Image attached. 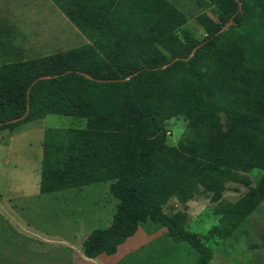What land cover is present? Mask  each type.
Segmentation results:
<instances>
[{
	"label": "trees",
	"instance_id": "obj_1",
	"mask_svg": "<svg viewBox=\"0 0 264 264\" xmlns=\"http://www.w3.org/2000/svg\"><path fill=\"white\" fill-rule=\"evenodd\" d=\"M48 1L88 43L0 64V130L48 115L84 119L59 146L46 140L52 128L44 130L39 193L108 183L116 205L109 225L81 240L85 258L112 255L148 217L206 264L209 249L159 207L179 189L188 196L199 185L218 194L227 182L253 186L224 218H242L264 199V40L245 48L226 34L249 19L264 36V0H238L239 10L233 0H207L223 24L198 16L205 36L182 45L169 36L180 14L167 0ZM166 41L168 58L157 47ZM199 55L215 61L204 84L192 93L166 89L167 71ZM105 88L112 93L105 96ZM26 108L21 121L9 123ZM175 115L185 132L177 147H167L163 123Z\"/></svg>",
	"mask_w": 264,
	"mask_h": 264
},
{
	"label": "rangeland",
	"instance_id": "obj_2",
	"mask_svg": "<svg viewBox=\"0 0 264 264\" xmlns=\"http://www.w3.org/2000/svg\"><path fill=\"white\" fill-rule=\"evenodd\" d=\"M167 1L180 14L178 26L169 35L177 45L189 40L200 41L205 36L198 16H206L217 27L223 24L224 19L207 0ZM250 26V20L245 19L240 26L229 28L226 34L236 36L249 48L250 44L264 40V36L255 34ZM86 43L50 1L0 0V64L67 52ZM170 44L171 41H166L163 47L157 46L166 58ZM214 65V60L202 55L187 64H175L165 75L166 89L179 87L184 93H192L204 84ZM104 91H107L105 96L112 93L106 88ZM31 122L20 124L11 132L20 131ZM43 125L53 127V133L46 137L47 142L59 146L66 131L83 129L85 121L48 115L43 118ZM163 126L165 146L177 147L185 132V120L175 115L166 119ZM26 139L36 148L35 134L27 135ZM252 186L227 182L215 194L197 185L188 196L179 189L177 195L169 196L159 208L180 229L194 234L209 249L211 258L206 264H264V199L242 218L229 220L222 215V211L230 214L237 200ZM9 203L23 224L54 240L56 249L53 251L51 244L38 243L40 237L33 231L14 233L0 215L4 236L0 241L6 243V247L0 246V264H196L201 258L187 241L173 240L165 226L148 217L137 223L134 233L117 246L112 255L85 258L80 251L81 240L92 229L106 228L116 205L108 183L92 182ZM62 239L69 244L70 253L66 248H58L63 243L59 245L57 240Z\"/></svg>",
	"mask_w": 264,
	"mask_h": 264
},
{
	"label": "crops",
	"instance_id": "obj_3",
	"mask_svg": "<svg viewBox=\"0 0 264 264\" xmlns=\"http://www.w3.org/2000/svg\"><path fill=\"white\" fill-rule=\"evenodd\" d=\"M29 125L17 132L0 130V215L5 219V223L14 233H18V231L22 233L33 231L28 225L20 221L9 202L20 198L37 197L40 195L41 141L44 130L53 128L45 127L43 125V118L32 121ZM32 133L37 137L36 148L34 149L31 141L25 140L27 135L30 136ZM2 230L0 229V238H4L1 233L3 232ZM33 232L37 237H40V239L36 238L38 243L51 244V249L55 251L56 244L54 240H48V237L43 233ZM52 239L54 238L52 237ZM65 241L63 239L57 240V243H60L59 245L63 243V246H58V248H66L70 253V246ZM0 246L6 247V243H1L0 241Z\"/></svg>",
	"mask_w": 264,
	"mask_h": 264
},
{
	"label": "water",
	"instance_id": "obj_4",
	"mask_svg": "<svg viewBox=\"0 0 264 264\" xmlns=\"http://www.w3.org/2000/svg\"><path fill=\"white\" fill-rule=\"evenodd\" d=\"M233 1L237 4L238 10H239V8H240V4H239L238 0H233ZM230 24H231V22L228 21L226 24H224V25L222 26V28L220 29V31H223L224 29H226ZM40 79H42V78H40ZM26 112H27V108H26V111L24 112L23 115H21L20 117H18V118H16V119H12V120H10L9 123H16V122H18V121H21V120L25 117Z\"/></svg>",
	"mask_w": 264,
	"mask_h": 264
}]
</instances>
